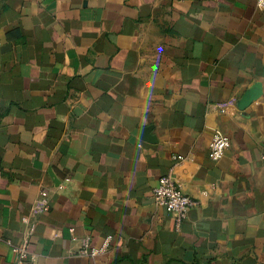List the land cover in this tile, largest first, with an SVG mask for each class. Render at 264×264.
<instances>
[{
	"label": "crops",
	"instance_id": "0c3cea01",
	"mask_svg": "<svg viewBox=\"0 0 264 264\" xmlns=\"http://www.w3.org/2000/svg\"><path fill=\"white\" fill-rule=\"evenodd\" d=\"M256 2L0 0V264H264Z\"/></svg>",
	"mask_w": 264,
	"mask_h": 264
},
{
	"label": "built area",
	"instance_id": "2783aa9c",
	"mask_svg": "<svg viewBox=\"0 0 264 264\" xmlns=\"http://www.w3.org/2000/svg\"><path fill=\"white\" fill-rule=\"evenodd\" d=\"M256 7L259 10H264V0H257ZM227 146L226 139L220 134H215L211 144V156L218 160ZM47 193H41V200L31 210V216L36 217L48 211L46 202ZM152 198L156 205L165 209L169 214L175 216L177 224L186 217L187 212L195 207L198 203L196 200L184 194L174 183L170 176L161 177L158 180L157 186L153 189ZM28 223V219L23 220ZM18 264L22 263V252H18Z\"/></svg>",
	"mask_w": 264,
	"mask_h": 264
},
{
	"label": "water",
	"instance_id": "95a60500",
	"mask_svg": "<svg viewBox=\"0 0 264 264\" xmlns=\"http://www.w3.org/2000/svg\"><path fill=\"white\" fill-rule=\"evenodd\" d=\"M253 98H251V94H249L246 98H245V100L243 101V106H247L249 103H250V101L252 100Z\"/></svg>",
	"mask_w": 264,
	"mask_h": 264
}]
</instances>
